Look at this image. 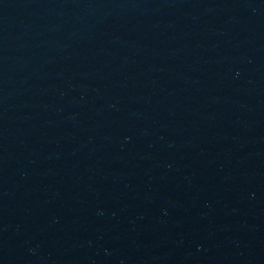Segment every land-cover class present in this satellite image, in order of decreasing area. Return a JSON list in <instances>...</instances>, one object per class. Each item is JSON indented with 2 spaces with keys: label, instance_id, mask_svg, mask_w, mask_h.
I'll use <instances>...</instances> for the list:
<instances>
[{
  "label": "water",
  "instance_id": "95a60500",
  "mask_svg": "<svg viewBox=\"0 0 264 264\" xmlns=\"http://www.w3.org/2000/svg\"><path fill=\"white\" fill-rule=\"evenodd\" d=\"M0 264H264V0H0Z\"/></svg>",
  "mask_w": 264,
  "mask_h": 264
}]
</instances>
